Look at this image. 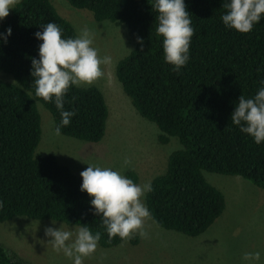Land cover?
Here are the masks:
<instances>
[{
	"label": "trees",
	"instance_id": "obj_1",
	"mask_svg": "<svg viewBox=\"0 0 264 264\" xmlns=\"http://www.w3.org/2000/svg\"><path fill=\"white\" fill-rule=\"evenodd\" d=\"M86 10L96 22L125 25L132 50L115 66V76L138 115L159 131L157 142L176 139L179 148L167 157L163 173L150 181L153 191L144 203L152 221L166 231L190 238L204 234L225 210L223 194L204 173L237 176L264 191V142L231 122L239 97L254 98L264 84V14L252 31L227 27L223 7L230 0H184L195 30L186 66L174 71L164 60L163 37L156 34V0H65ZM56 23L62 38L77 37L50 0H19L0 21V71L14 83L0 80V224L15 218L54 221L68 227L87 225L101 233L98 246L114 248L123 241L108 237L92 197L82 192V177L52 154L35 153L41 136L37 103L50 114L54 130L61 114L52 102L35 95L32 59L39 60L42 40L36 32ZM143 39V50L137 38ZM73 97L76 99L73 100ZM64 110L75 111L64 137L99 143L105 135L108 108L94 87L71 86ZM125 176L137 182L135 173ZM131 245L138 237L129 239ZM0 264H23L0 245Z\"/></svg>",
	"mask_w": 264,
	"mask_h": 264
},
{
	"label": "rangeland",
	"instance_id": "obj_2",
	"mask_svg": "<svg viewBox=\"0 0 264 264\" xmlns=\"http://www.w3.org/2000/svg\"><path fill=\"white\" fill-rule=\"evenodd\" d=\"M50 2L71 23L77 36L87 26L95 34L92 46L98 54L112 59L110 65L103 66L101 79L79 86H94L102 92L108 119L101 142H79L55 135L50 114L37 103L41 136L35 153L54 155L77 176L91 164L119 170L122 175L131 171L137 176V184L150 182L163 173L167 157L180 146L176 139L166 145L157 142L158 129L138 115L117 81L116 63L133 47L126 26L96 22L90 12L74 9L65 0ZM0 80L14 83L10 75L1 71ZM125 158L131 159L130 166L124 165ZM204 177L225 198V210L204 234L190 238L166 231L149 220L147 239L136 235V245L124 240L114 248L98 246L83 264H264V191L237 176L204 173ZM61 226L73 232L77 229L50 221L15 218L0 224V245L23 264H73L62 252L53 250L48 243L51 237L45 235L46 228ZM256 252L260 253L258 261L242 259L245 253Z\"/></svg>",
	"mask_w": 264,
	"mask_h": 264
},
{
	"label": "clouds",
	"instance_id": "obj_3",
	"mask_svg": "<svg viewBox=\"0 0 264 264\" xmlns=\"http://www.w3.org/2000/svg\"><path fill=\"white\" fill-rule=\"evenodd\" d=\"M19 0H0V20L9 15ZM227 9L222 16L225 26L240 33L252 31L264 14V0H230L223 5ZM155 10L158 26L156 34L163 37L164 60L179 71L189 60L191 38L195 30L192 27L191 15L187 11L184 0H156ZM42 32H36L37 39L43 43L39 46V60L32 59L35 95L46 102H52L60 110L61 124L54 132L61 134V127L68 126L75 111L64 110V96L73 85H91L104 76L103 66L110 65V56L101 57L92 45L94 33L85 26L75 38H62V29L54 22L42 26ZM0 33V39L7 42V36ZM143 50V39L137 38ZM130 50V49H129ZM131 51V50H130ZM264 84V81H261ZM76 98L73 97V100ZM231 122L241 126L240 130L254 138L256 144L264 142V87H261L254 98L241 95L231 115ZM131 159L125 158L124 165L130 166ZM80 173L82 177L81 191L92 197L91 205L95 214L102 216L103 226L109 239L119 236L129 240L136 235L147 239L146 226L152 219L151 213L143 197L152 192L151 182L134 183L132 179L122 175L119 170L88 164ZM3 204L0 202V207ZM53 224L56 222L52 221ZM45 235L51 237L48 243L57 253L62 252L73 264H83L85 258L95 253L101 240L99 231L93 232L87 225L78 227L74 232L48 227ZM242 259L246 262L258 261L260 253H245Z\"/></svg>",
	"mask_w": 264,
	"mask_h": 264
}]
</instances>
